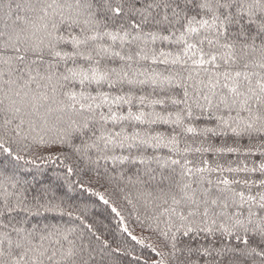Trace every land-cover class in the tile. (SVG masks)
<instances>
[{
    "label": "snow or ice",
    "instance_id": "snow-or-ice-1",
    "mask_svg": "<svg viewBox=\"0 0 264 264\" xmlns=\"http://www.w3.org/2000/svg\"><path fill=\"white\" fill-rule=\"evenodd\" d=\"M0 264H264V0H0Z\"/></svg>",
    "mask_w": 264,
    "mask_h": 264
},
{
    "label": "trees",
    "instance_id": "trees-1",
    "mask_svg": "<svg viewBox=\"0 0 264 264\" xmlns=\"http://www.w3.org/2000/svg\"><path fill=\"white\" fill-rule=\"evenodd\" d=\"M158 130H160V131H166L167 129L166 128H164V127H161V128H159ZM209 158H211V157H209ZM232 157H229V159H231Z\"/></svg>",
    "mask_w": 264,
    "mask_h": 264
}]
</instances>
